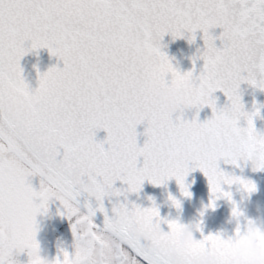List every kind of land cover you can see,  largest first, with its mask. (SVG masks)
<instances>
[{"label": "snow or ice", "instance_id": "1", "mask_svg": "<svg viewBox=\"0 0 264 264\" xmlns=\"http://www.w3.org/2000/svg\"><path fill=\"white\" fill-rule=\"evenodd\" d=\"M217 28L219 36L212 32ZM198 31L204 47L192 58L193 70L181 73L161 41L167 34L173 40L188 34L191 44ZM39 49L63 67L37 70L38 87L30 89L20 61ZM197 60L203 67L194 77ZM185 82L192 88L186 102L197 116L210 107V119L188 121L181 113L174 120L152 102L153 84ZM244 82L264 91V0H0V264H19L13 256L25 250L28 264H86L89 249L97 253V264H151L150 249L163 252L167 239L130 243L128 232L137 227L151 232L162 224L171 231L178 225L162 219L154 202L141 207L128 194L139 193L145 180L161 186L174 178L190 197L185 178L196 168L208 179V207L225 198L233 215H242L223 186L252 191L255 185L220 170L219 161L240 166L230 146L240 131L258 138L264 151V134L253 122L259 112L243 111ZM218 90L230 102L219 109L213 95ZM29 99L38 104L33 111L27 110ZM242 117L246 127L239 125ZM145 122L141 147L136 129ZM101 129L107 136L98 142ZM193 152L199 160L189 167L186 157ZM253 170H264V161ZM36 176L39 190L30 180ZM117 181L127 187H114ZM84 193L96 201L95 208L85 203L86 214L78 207ZM120 196L124 202L117 200L109 212L104 198ZM50 199L60 202L62 216L75 218L74 251L61 249L51 262L39 257L36 240V217ZM169 200L180 209L178 199L169 195ZM97 212L104 215L102 225L94 223ZM202 226L200 220L203 238L196 250L211 247L218 264H230L229 242L221 233L204 235Z\"/></svg>", "mask_w": 264, "mask_h": 264}, {"label": "water", "instance_id": "2", "mask_svg": "<svg viewBox=\"0 0 264 264\" xmlns=\"http://www.w3.org/2000/svg\"><path fill=\"white\" fill-rule=\"evenodd\" d=\"M221 31L222 29L219 28L212 30L213 34L216 36H219ZM187 35L188 34H186L185 38H177L173 40L172 36L167 34L161 41V44L163 45L161 50L167 54L173 66L181 73L193 70L192 58L200 55L198 49L202 50L204 47L201 32L198 31L196 33V39L191 44L188 42ZM216 44L219 47L221 42L217 40ZM20 64L23 70V78L29 85L30 89L38 87L37 70L42 74L52 66L63 67V62L58 60L56 56H52L47 49H39L37 51L29 52L22 57ZM202 67L203 60H197L195 71L193 72L194 77L199 75ZM239 93L241 103L244 105L243 111L249 114L254 112L256 107L264 105V91L251 86L247 82L241 83ZM213 95L216 98V106L218 109L230 104L223 92L218 90ZM179 115L180 113L174 114L173 119L175 120ZM194 116H197L196 108L186 110L183 113V118L188 121H191ZM211 117L212 109L208 106H204L199 110L197 119L198 122L202 123ZM253 122L256 131L260 134H264V107H260L259 114L253 117ZM239 125L241 127H246V119L242 117L239 121ZM146 127V122L137 125L138 146L142 147L147 139L144 135ZM106 136V131L101 129L96 133V140L98 142L103 141ZM105 148H107V144H105ZM239 164L240 166L237 167L236 165L225 163L224 160L221 159L219 161V168L229 175L238 176L244 180L252 181L256 186V191L249 195L239 184L224 185L223 188L225 191L232 193V200L235 201L236 205L248 218L260 220L264 223V170L254 171L251 163L247 166H243L241 162H239ZM185 183L189 186L188 190L191 192L190 197H184L182 195L180 187L174 178L169 180L166 185L161 186H155L145 180L139 193L128 194V201L134 202L141 207H151L154 202L162 219H176L179 217L182 223H196L203 220L202 231L204 235L217 233H226L227 236L233 235L235 231V223L230 222L231 210L233 207L232 202L225 198H221L216 201L215 210L208 207L211 199L210 186L207 177L198 168L187 175ZM114 187L125 189L127 185L117 181ZM169 195L180 201V209H176L175 206L172 205L169 200ZM78 200V206L86 213L87 209L84 207L86 202L91 203L94 208L96 207L95 198H88L86 193L78 197ZM117 200L124 202V197H105V208L110 212L112 205L116 203ZM201 212L204 213L203 216L200 215ZM94 219L102 225L104 219L103 213L97 212ZM161 226L167 230L166 224H162ZM195 235L197 239L203 238L201 232H197Z\"/></svg>", "mask_w": 264, "mask_h": 264}, {"label": "clouds", "instance_id": "3", "mask_svg": "<svg viewBox=\"0 0 264 264\" xmlns=\"http://www.w3.org/2000/svg\"><path fill=\"white\" fill-rule=\"evenodd\" d=\"M191 91L192 88L188 82L183 84L168 83L167 85L155 83L151 86V100L171 116L176 113L183 114L186 110L193 108L185 100ZM37 107L38 104L34 99L27 101L28 111H33ZM260 107H264V105ZM260 107H256V110L251 114L259 112ZM258 145V138L249 137L245 131L235 133L230 140L231 149L240 157L239 162L243 166L251 163L253 169L258 167L261 161H264V151H261ZM198 160L199 156L194 152L189 153L186 157L189 167H195ZM241 188L249 195L256 191V186L252 191H248L242 186ZM51 200L53 199H50L49 202ZM49 202L46 211L41 210L38 215L49 213ZM212 209L215 210V207ZM232 210L230 222L235 223L234 234L231 236H227L226 233L222 234V238L229 242L227 252L230 264H264V223L248 218L240 208L239 211L242 215H233ZM174 220L178 225L174 230H165L161 226L151 232H144L137 227L128 232V240L130 243L137 242L146 240L149 236L167 239V247L163 252L150 249V252H154L150 255L151 264H218L219 256L215 249L209 247L207 250H196L198 239L195 233L199 232L198 222L182 223L179 217ZM237 229H239L238 233ZM39 257L44 259L40 253ZM97 259V253L89 249L85 257L86 264H97Z\"/></svg>", "mask_w": 264, "mask_h": 264}, {"label": "rangeland", "instance_id": "4", "mask_svg": "<svg viewBox=\"0 0 264 264\" xmlns=\"http://www.w3.org/2000/svg\"><path fill=\"white\" fill-rule=\"evenodd\" d=\"M40 179L38 176L30 178L32 186L36 190H39ZM80 211L84 213L81 209ZM61 212H63L62 205L58 200L53 199L49 202V213L47 215H37L36 217L38 229L36 240L39 244L40 255L50 262L55 260L61 249L70 253L74 251L75 240L71 225L75 218L70 221L67 216H62ZM94 223L96 222L94 221ZM13 259L18 261L19 264H28L27 250L14 254Z\"/></svg>", "mask_w": 264, "mask_h": 264}]
</instances>
